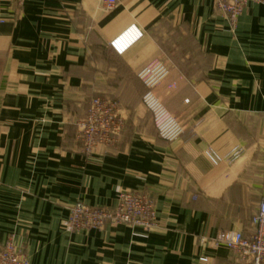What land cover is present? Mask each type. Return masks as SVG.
I'll use <instances>...</instances> for the list:
<instances>
[{
	"label": "crops",
	"instance_id": "0c3cea01",
	"mask_svg": "<svg viewBox=\"0 0 264 264\" xmlns=\"http://www.w3.org/2000/svg\"><path fill=\"white\" fill-rule=\"evenodd\" d=\"M162 24L208 67L175 61ZM156 62L149 86L139 73ZM95 95L118 101L125 127L86 158L75 124ZM159 111L181 126L174 139ZM123 190L152 198L153 227L65 229L72 203L114 207ZM262 197L264 0L235 25L214 0H0V246L32 264H241L216 237L252 232Z\"/></svg>",
	"mask_w": 264,
	"mask_h": 264
},
{
	"label": "built area",
	"instance_id": "2783aa9c",
	"mask_svg": "<svg viewBox=\"0 0 264 264\" xmlns=\"http://www.w3.org/2000/svg\"><path fill=\"white\" fill-rule=\"evenodd\" d=\"M107 8H112L117 0H102ZM256 0H214V5L225 15L231 25H235L238 17L246 5ZM117 52L120 49L115 46ZM165 72L161 63H150L139 77L149 86L156 85ZM166 112L159 111L155 117V126L158 134L168 140L174 139L182 128L170 116L164 117ZM76 140L80 145L84 157L90 158L100 145L114 144L125 127V118L117 100L96 95L89 99L86 114L76 124ZM234 153L233 156L236 155ZM209 158L215 162L212 155ZM253 231L248 235L236 230H222L216 241L223 243L231 250L241 264H264V197L256 205L252 216ZM108 224H124L140 226L149 229L156 224V213L152 198L144 192L130 190L120 191L114 207L90 206L77 200L68 210L64 227L69 232H78L84 229H102ZM200 260L206 261V258ZM0 264H32L11 241L0 246Z\"/></svg>",
	"mask_w": 264,
	"mask_h": 264
},
{
	"label": "rangeland",
	"instance_id": "374dc122",
	"mask_svg": "<svg viewBox=\"0 0 264 264\" xmlns=\"http://www.w3.org/2000/svg\"><path fill=\"white\" fill-rule=\"evenodd\" d=\"M158 37L163 41L162 48L170 55L174 54L175 61L182 64L179 57L183 55L184 57H190L184 63L190 67H195L198 69L207 68L209 65V59L206 56L201 55L200 51L196 49L191 38L186 31L181 32L178 27H172L168 24H162L157 29ZM96 96V95H95ZM161 108V107H160ZM170 116L169 114H164V117ZM170 118L176 119L173 116Z\"/></svg>",
	"mask_w": 264,
	"mask_h": 264
},
{
	"label": "bare ground",
	"instance_id": "6f19581e",
	"mask_svg": "<svg viewBox=\"0 0 264 264\" xmlns=\"http://www.w3.org/2000/svg\"><path fill=\"white\" fill-rule=\"evenodd\" d=\"M115 44V43H114ZM116 46V45H115ZM117 47V46H116Z\"/></svg>",
	"mask_w": 264,
	"mask_h": 264
}]
</instances>
